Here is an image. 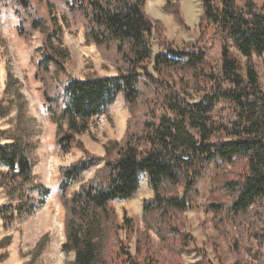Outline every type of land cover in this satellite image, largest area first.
<instances>
[{"label": "trees", "instance_id": "trees-1", "mask_svg": "<svg viewBox=\"0 0 264 264\" xmlns=\"http://www.w3.org/2000/svg\"><path fill=\"white\" fill-rule=\"evenodd\" d=\"M200 1L195 41L174 48L164 40L153 55L152 36L160 27L146 14V0H64L67 12L82 19L85 43L95 46L116 74L63 80L71 54L54 3L38 0L47 7V19L31 0H0L19 18L20 37L42 36L34 49V77L56 124L55 142L63 153L84 152L59 169L61 250L74 254L72 264H160L152 231L168 252V264H182L194 240L185 229L186 212L199 181L216 162L228 166L227 175L214 180L205 210L235 255L230 264H264V89L253 61L254 55H264V4ZM164 10L186 28L179 0H165ZM217 43L219 56L213 51ZM4 95L0 118L14 106L17 110L15 128L0 131V188L8 199L0 219L9 229L33 215L50 188L35 181L26 101L10 69ZM119 95L130 114L125 132L104 145V155L92 154L78 137L93 119L108 114ZM143 177L153 196L143 201L144 229L132 255L127 242L135 233L134 220L124 215L119 222L113 203L133 198ZM11 239H0V249ZM47 240L44 235L36 243L34 256Z\"/></svg>", "mask_w": 264, "mask_h": 264}, {"label": "rangeland", "instance_id": "rangeland-1", "mask_svg": "<svg viewBox=\"0 0 264 264\" xmlns=\"http://www.w3.org/2000/svg\"><path fill=\"white\" fill-rule=\"evenodd\" d=\"M39 13L48 19L49 14L45 3L31 0ZM54 3V12L60 18L64 27V43L71 57L66 63V73L63 80L70 78L84 79L88 76H112L116 74L114 66L97 51L95 46L87 45L83 36V25L80 17L69 14L64 0H50ZM189 0H179L180 10L186 28L180 26L174 16L164 10L165 0H146L145 12L154 22H159L160 29L155 28L152 36L153 55L162 50V42L166 40L174 48H180L184 43L194 42L200 33L201 1L195 0L197 13L189 20L186 10ZM248 0H236L243 7ZM258 7L264 0H252ZM19 18L10 5L0 2V100L7 98L4 89L7 82V70L10 69L20 81L21 92L26 101V126L29 139L33 145L34 176L37 183L50 188L49 195L39 205L33 215L19 218L9 229H4L0 219V239L11 236V244L0 249V264H72L74 254L65 255L61 245L65 240L64 212L58 199L59 169L83 157L84 152L73 148L63 153L55 142L56 124L46 109L42 94V83L35 79L34 49L42 45V36L35 32L30 41L18 35ZM214 53L219 56L220 46L217 43ZM242 61L244 59L242 58ZM253 61L260 76V84L264 89V55L253 56ZM152 67V65L150 66ZM16 106L7 117L0 118V131L13 130L16 125ZM130 114L121 95L110 108L108 114L95 118L90 123V129L78 138L84 143L86 150L99 156L104 155V145L109 140H120L126 129ZM0 141H2L0 137ZM228 166L219 162L212 163L198 185V193L192 198V207L186 212V231L194 238L191 242V252L182 254V264H230L235 255L228 241L215 228L212 213L205 210L209 201L214 180H224ZM93 171L86 174V178ZM153 196L146 177L142 178L138 193L131 199L113 203L119 222L124 215L133 218L135 233L127 242L132 255L136 253L140 233L144 229L142 222L143 201ZM36 200H40L35 194ZM7 197L0 188V208L6 205ZM235 237L233 228H228ZM122 240H126L124 231L120 232ZM48 236L47 244L41 254L34 256L36 243ZM151 243L155 249L156 258L160 264H168V252L161 245L155 232H151ZM255 244V242H253ZM32 260V261H31Z\"/></svg>", "mask_w": 264, "mask_h": 264}, {"label": "bare ground", "instance_id": "bare-ground-1", "mask_svg": "<svg viewBox=\"0 0 264 264\" xmlns=\"http://www.w3.org/2000/svg\"><path fill=\"white\" fill-rule=\"evenodd\" d=\"M196 2H195V0H189L188 2H187V8H186V10H187V12H188V15H189V20H191V19H193V17L195 16V14L197 13V10H196Z\"/></svg>", "mask_w": 264, "mask_h": 264}, {"label": "water", "instance_id": "water-1", "mask_svg": "<svg viewBox=\"0 0 264 264\" xmlns=\"http://www.w3.org/2000/svg\"><path fill=\"white\" fill-rule=\"evenodd\" d=\"M201 10H203L202 6H201Z\"/></svg>", "mask_w": 264, "mask_h": 264}]
</instances>
